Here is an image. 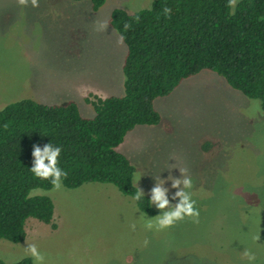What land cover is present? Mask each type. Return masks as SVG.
Masks as SVG:
<instances>
[{
	"label": "rangeland",
	"instance_id": "1",
	"mask_svg": "<svg viewBox=\"0 0 264 264\" xmlns=\"http://www.w3.org/2000/svg\"><path fill=\"white\" fill-rule=\"evenodd\" d=\"M153 1L106 0L94 10L91 0H0V110L22 99L72 100L83 116L93 117V104L72 86L81 82L77 90L89 84L124 94L127 46L118 43L109 18L116 8L133 13ZM100 25L107 27L98 30ZM154 106L161 122L136 126L117 149L130 159L133 182L146 196L161 179L176 191L167 177L186 170L199 222L185 218L163 231L147 230L144 218L159 210L153 205L156 214L145 213L113 184L35 188L30 195L52 199L57 227L29 217L25 241L0 239L3 264L31 258L24 252L27 243L38 246L47 264H248L245 252L264 264L261 101L205 69Z\"/></svg>",
	"mask_w": 264,
	"mask_h": 264
},
{
	"label": "trees",
	"instance_id": "2",
	"mask_svg": "<svg viewBox=\"0 0 264 264\" xmlns=\"http://www.w3.org/2000/svg\"><path fill=\"white\" fill-rule=\"evenodd\" d=\"M91 2L97 10L106 0ZM165 7L172 10L168 17ZM109 22L127 46L122 96L87 97L93 117L83 116L72 100L44 104L22 99L0 110V239L23 242L29 217L57 227L52 199L30 195L35 188H52L29 171L35 144L62 146L65 186L107 183L133 197L139 190L133 182L135 168L117 148L136 126L161 122L154 101L183 80L212 70L234 89L259 99L264 109V0H240L235 9L230 0H154L133 13L116 8ZM125 24L131 25L127 31ZM147 199L145 195L136 204L155 215Z\"/></svg>",
	"mask_w": 264,
	"mask_h": 264
},
{
	"label": "clouds",
	"instance_id": "3",
	"mask_svg": "<svg viewBox=\"0 0 264 264\" xmlns=\"http://www.w3.org/2000/svg\"><path fill=\"white\" fill-rule=\"evenodd\" d=\"M35 3V0H33ZM234 3V0H230V5ZM166 17L171 15V8L165 7L163 9ZM139 19V17H137ZM106 25H100L98 30H103ZM131 25L125 24L124 30L127 31ZM125 37L120 36L118 43H123ZM258 107V106H257ZM63 151L62 146L52 143H47L43 146L39 144L33 145L32 149V166L29 168L32 176L38 180L49 181L54 190H60L62 187L63 180L67 177V171L60 166L61 153ZM180 172V177L176 178L171 175L167 177V181H171V189H176L174 192H170L169 187H165L166 180L161 179V183H155L150 189L148 194L149 206H155L159 210V214L155 215L154 218H144V227L147 230L163 231L179 221L188 218L194 223L199 222V208L197 202L193 199V180L186 174V170ZM141 179V178H137ZM145 198L143 190L139 189L135 192L132 199L140 201ZM172 201H176L172 203ZM133 230L135 225L131 226ZM147 246L148 241H144ZM26 256H30L33 260V264H47L46 256L40 251L35 243H27L24 247ZM247 256L248 264H255V255L245 252Z\"/></svg>",
	"mask_w": 264,
	"mask_h": 264
},
{
	"label": "crops",
	"instance_id": "4",
	"mask_svg": "<svg viewBox=\"0 0 264 264\" xmlns=\"http://www.w3.org/2000/svg\"><path fill=\"white\" fill-rule=\"evenodd\" d=\"M81 84V82H76V86L77 85H80ZM76 86L75 87H73L72 86V89L73 90H76L77 91V93H79V94H83V96H81V98L83 99V100H86V98L87 97H89V96H87L86 97V95L88 94V95H90V94H96V95H98L100 98H106V97H109V96H113V95H119V96H122L121 94H113V92H111V90H108L107 88H105V87H103V88H92L91 86H89V84H87V85H83V88H81V90H77L76 89ZM80 91V92H79ZM124 93H125V88H124ZM80 96V95H79ZM85 96V97H84ZM91 103V102H90ZM94 107V106H93ZM155 108L156 109H158L156 106H155ZM162 120V119H161ZM124 154V153H123ZM105 184H107V183H105ZM119 190V189H118ZM120 191V190H119ZM121 192V191H120ZM122 193V192H121ZM123 194V193H122ZM50 225V224H49ZM26 229V228H25ZM25 241V240H24Z\"/></svg>",
	"mask_w": 264,
	"mask_h": 264
}]
</instances>
